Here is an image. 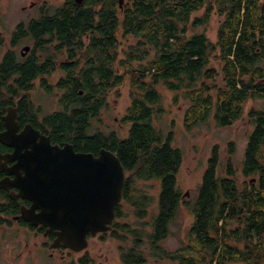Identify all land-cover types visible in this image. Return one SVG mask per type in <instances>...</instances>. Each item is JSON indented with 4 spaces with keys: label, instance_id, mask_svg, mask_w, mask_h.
I'll return each mask as SVG.
<instances>
[{
    "label": "trees",
    "instance_id": "obj_1",
    "mask_svg": "<svg viewBox=\"0 0 264 264\" xmlns=\"http://www.w3.org/2000/svg\"><path fill=\"white\" fill-rule=\"evenodd\" d=\"M93 6L94 0H85L74 19L63 7L27 24V33L23 24L16 26L13 38L36 39L25 60L29 65L15 64L9 55L5 63L10 70L0 68V73L12 77L19 90H32L48 72L46 65H38L36 52L42 48L51 54L49 45L65 50L75 39L78 46L87 45L86 58L97 59V71L65 67L66 81L59 84L62 110L45 115L44 125L76 152L96 155L103 148L119 159L125 173L121 202L130 207L137 225L129 230L127 224L114 223L112 238L120 239L119 231L131 238L121 263L145 264L152 258L174 264H264V110L248 113L253 130L240 168L228 159L218 177L221 152L212 148L190 207L188 245L174 252L159 243L183 203L176 178L183 155L172 146L171 133L163 135L154 126L163 112L160 89L173 93L174 103L178 98L189 102L183 117L187 130L210 117L216 126L230 127L243 116L248 99L264 103V0H126L122 10L118 0H104L98 14ZM212 11L223 18L213 44L203 32L189 31L190 25L191 30L205 25ZM47 34L54 39L39 43ZM120 86L127 87L130 99L121 118L127 133L120 137L92 129L91 120ZM238 174L255 182L251 178L239 186ZM152 180L158 182L156 199L138 185ZM121 208L116 206L117 218L124 216Z\"/></svg>",
    "mask_w": 264,
    "mask_h": 264
},
{
    "label": "flooded vegetation",
    "instance_id": "obj_2",
    "mask_svg": "<svg viewBox=\"0 0 264 264\" xmlns=\"http://www.w3.org/2000/svg\"><path fill=\"white\" fill-rule=\"evenodd\" d=\"M48 2H51V0H31L27 4L20 5V12L25 8L28 13L24 19L19 20L16 26L23 24L24 31L27 33V24L38 21L46 15L51 17L63 7L69 8L68 15L71 14V18L74 19L81 11L80 7L83 6L85 0L80 5H77L74 0H71V3L67 0H60L61 4L59 6L57 5L58 2L55 3L56 5ZM102 2L104 5V0H94L93 13L98 14V12L102 11ZM66 4L70 6L67 7ZM98 4L99 8L96 6ZM12 34L13 32L9 36L0 35L1 69L8 67L5 60L9 55H11L16 64L17 62H24L31 57L34 50L36 39L30 37L27 40H24V38L15 39ZM73 35L75 36V34ZM51 39L53 40L54 37L47 34L44 35V38L39 43L49 42ZM83 41L84 44H87L88 36H85ZM78 42L75 39L71 48L61 51L53 47V45H49L46 49L50 50L51 54L43 53L41 48L37 51L39 54L37 55L36 53L34 55L38 65H46L48 71L46 75L34 81L35 84L36 82L42 83L40 84L41 92L44 94H52L54 92L52 86L47 84L48 78H51L52 85L59 89L60 80L64 79L63 81H66L67 70H65V67H69L68 71L72 72L83 70V68L85 70H99L96 58L85 57L87 55L86 50H88L87 45L81 47L78 46ZM46 55H49V57L47 58ZM84 57L86 60H84ZM24 65L28 66L29 63L25 61ZM7 70H10V66ZM58 72L63 74L56 77ZM0 79L3 81L0 83V86H2L0 87V139L7 141L6 136L11 138L10 142L6 144L0 140V264H91V256L87 254L86 250L88 240L94 239L99 235L102 238L106 233H112L114 222L117 220L116 207L115 219L112 221L110 231L97 233L95 236L88 233L86 235V247L78 251L65 247L62 241L56 242L57 238L59 239L56 230L51 231L49 226L34 225L23 219V216L30 215L29 210L33 203L20 196V189L16 187V184L17 182L22 183L25 177V171L19 167V161L21 162L24 154H27L28 148L19 149L16 143H21L22 139L27 142V137L22 135L25 131L34 134L38 132L41 136L49 137L51 145L62 146L67 142L57 139L48 128L47 130L45 129V115H52L57 113V111L44 114L43 108L32 98L33 93H35L34 89L28 91L19 90L17 86L13 85L12 77L8 78L6 73H0ZM73 79L74 76L70 81L72 82ZM67 82L69 83V81ZM10 87H12L13 92ZM56 94L58 95V103L62 106L59 94ZM37 111L39 113H35ZM99 117L100 115L95 119ZM95 122L94 119L91 120V123L94 124ZM13 124L16 126L15 134L9 133L11 129H8L13 127ZM45 124L47 126V123ZM34 213V218L39 221L37 215L40 210L34 209ZM7 246L9 247L7 248ZM82 252L84 254L81 255ZM42 254L45 257H41ZM26 258L29 261L25 263L24 260Z\"/></svg>",
    "mask_w": 264,
    "mask_h": 264
},
{
    "label": "rangeland",
    "instance_id": "obj_3",
    "mask_svg": "<svg viewBox=\"0 0 264 264\" xmlns=\"http://www.w3.org/2000/svg\"><path fill=\"white\" fill-rule=\"evenodd\" d=\"M29 1L31 0H0V35L9 36L10 33L14 31L19 20L24 19L25 15L28 13L25 8L20 12L19 6L27 4ZM56 2H58V6L61 4L60 0H51V2L48 3L56 5ZM203 11L205 10L196 13V17H201ZM208 19L209 20L205 25L196 27L195 30H191L192 26L190 25L189 31L191 33H194L195 31L203 32L210 43L213 44L216 42L218 27L223 18L217 15L216 12L214 13L212 11L209 14ZM28 38L29 36H26L24 40H27ZM21 47H23V45H21ZM36 53L37 55L39 54L38 52ZM61 74L63 73L58 72L56 77H59ZM50 79L51 78L47 79V84L52 86V90H54L52 94H44L41 92L42 88L40 84L42 83L36 82L33 90L35 93L32 95L35 102L43 108L44 114L62 110V107L58 103V95L56 94L58 93L60 97L61 93L56 86L52 85L53 83ZM160 92L163 99V112L154 120V126L160 130L163 135L171 133L173 141L172 146L181 151L183 161L176 177L177 186L182 196L188 192L187 197L181 196L183 203L168 227L169 234L161 243H159L161 248L174 252L188 245V231L193 221L190 207L197 196L198 186L201 182V177L212 148L218 146L221 152V163L217 171L218 177L222 174V167L226 164L228 159L233 162L235 167L240 168L248 136L253 130V125L248 117V113L252 110H264V103L262 99L256 97L248 99L242 105L243 116L230 127H218L215 125L212 117H210L200 125L187 130L183 124V117L185 110L189 106V102L178 98V101L174 103L173 93L167 92L164 89H160ZM107 99V106L100 110V117L94 119L96 122L91 125L92 129H96L103 134L115 132L118 136L124 137L127 133L128 126L122 124L121 118L125 115L130 102L127 87H117L110 93ZM154 118L155 117H153V119ZM230 144L233 145L232 154L228 153ZM237 178L240 186L242 181H248L252 177L244 179L238 174ZM251 180V182H255L253 181V178ZM138 185L147 194L156 199L159 188L157 181L152 180L145 183H139ZM120 205L122 206L121 210L124 216L122 218H117L114 223H119L122 227L124 224H127L129 230L136 229V219L134 218L130 207L123 202H120ZM153 207L154 204L152 208ZM149 220L150 217L147 216L143 221L147 223ZM118 235L120 236V239H114L110 234L106 233L102 238L100 237L101 235H99L94 239L88 240L86 250L87 254L91 256V264H122L120 261V255L131 245V238L124 231H119ZM8 247L9 246H7V248ZM82 254H84V252H82L81 255ZM41 257H45V255L42 254ZM28 261V258L24 260L25 263ZM145 264L174 263L169 261L161 262L152 258H147Z\"/></svg>",
    "mask_w": 264,
    "mask_h": 264
},
{
    "label": "water",
    "instance_id": "obj_4",
    "mask_svg": "<svg viewBox=\"0 0 264 264\" xmlns=\"http://www.w3.org/2000/svg\"><path fill=\"white\" fill-rule=\"evenodd\" d=\"M80 5L83 0H74ZM126 0H118V7L122 10ZM9 133L16 132V126ZM15 134V133H14ZM27 142L16 143L17 148H28L19 167L25 171L22 183L17 182L20 196L33 203L30 215L23 216L31 224L46 225L57 231L56 242L62 241L65 247L76 251L86 247V235L90 233L107 232L111 229L115 219V207L121 202L125 173L117 156L106 149H100L96 155L92 153L75 152L71 144L51 145L49 137L41 136L38 132H23ZM20 138V137H19ZM10 142V137L6 136ZM16 157V156H15ZM62 174L56 180L55 171ZM73 171L72 180L67 188H49L55 180L59 183ZM50 195V196H49ZM188 196L186 192L183 197ZM73 199L87 203L83 209L79 202L74 203L75 213L79 216L62 215L67 213L68 204ZM60 203V207L53 202ZM90 205V209H89ZM34 209H39V221L34 218ZM33 211V215H32ZM87 212L86 214L82 213ZM73 213V214H75ZM55 242V243H56Z\"/></svg>",
    "mask_w": 264,
    "mask_h": 264
},
{
    "label": "bare ground",
    "instance_id": "obj_5",
    "mask_svg": "<svg viewBox=\"0 0 264 264\" xmlns=\"http://www.w3.org/2000/svg\"><path fill=\"white\" fill-rule=\"evenodd\" d=\"M54 173H56V175H57L56 180H58V178H59V176H61L62 172L57 170ZM72 174H73V171L70 172L68 177L64 176L59 183H56L55 182L56 180H55L53 183H51L49 185V188L51 187V188L56 189V188H60V187L62 188L63 187V188L66 189L67 186L69 185L70 180H72ZM53 202L58 206V208L60 207V203H58L57 201H53ZM75 202H79L83 209L87 206V203H84V202L80 201L79 199H73L72 198V201L68 204V208H67L68 212L67 213H63L62 215H68L70 217H75V216L81 215L80 212L79 213H75V211H76L75 207H74V203ZM89 209H90V205H89ZM73 213H75V214H73ZM86 213L87 212H85V213L83 212L82 215L86 214Z\"/></svg>",
    "mask_w": 264,
    "mask_h": 264
}]
</instances>
